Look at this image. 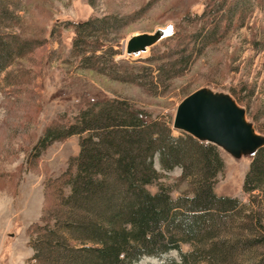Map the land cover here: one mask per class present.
<instances>
[{
	"label": "trees",
	"instance_id": "16d2710c",
	"mask_svg": "<svg viewBox=\"0 0 264 264\" xmlns=\"http://www.w3.org/2000/svg\"><path fill=\"white\" fill-rule=\"evenodd\" d=\"M19 1L0 0V74L35 43L13 30ZM225 1L184 38L178 58L158 67L159 76L188 70L217 41L223 24L229 27L249 5L243 0L227 7ZM127 18L109 14L73 23L72 52L83 67L104 72L103 65L113 63L118 52L109 36ZM71 135L79 137V151L63 173L48 180L41 216L29 227L35 264H132L144 256L160 264H239L238 258L264 264L261 202L255 197L257 208H246L235 197L215 193L223 170L217 146L181 131L173 135L164 119L126 99L106 98L87 101L63 124L45 128L33 154ZM177 167L176 182L163 184V171ZM175 188L180 192L173 198ZM243 190L264 196V147L250 161ZM170 251L178 257L167 256Z\"/></svg>",
	"mask_w": 264,
	"mask_h": 264
},
{
	"label": "rangeland",
	"instance_id": "374dc122",
	"mask_svg": "<svg viewBox=\"0 0 264 264\" xmlns=\"http://www.w3.org/2000/svg\"><path fill=\"white\" fill-rule=\"evenodd\" d=\"M219 1H19V19L13 30L35 43L0 74V264H35L29 227L41 216L48 180L63 173L78 153L79 137L56 140L39 155L33 154V147L45 128L63 124L87 101L126 99L172 127L178 103L193 91L209 87L229 93L245 108L256 130L264 134V0H249L246 10H240L229 27L224 23L217 41L207 44L188 70L159 76L158 67L179 57L184 38L187 42L186 36L213 16L211 11L216 14ZM242 2L225 1L227 7ZM109 14L129 19L109 36V43L118 52L113 63L104 64V72H97L83 67L80 56L73 54L72 25ZM136 34L160 37L144 50L128 54L127 41ZM178 134L173 129V135ZM219 150L223 170L216 177L215 193L235 197L246 208L254 209L257 197L261 202L258 209L264 212L263 194L243 190L251 159L235 160ZM154 165L160 170L157 158ZM163 173L161 182L172 185L181 170L177 167ZM149 188L156 190L155 185ZM179 188L171 192L173 198ZM181 249L187 251L189 245L183 244ZM167 256L177 258L178 253L170 251ZM238 259L239 264H258L254 259ZM161 262L144 256L132 264Z\"/></svg>",
	"mask_w": 264,
	"mask_h": 264
},
{
	"label": "water",
	"instance_id": "95a60500",
	"mask_svg": "<svg viewBox=\"0 0 264 264\" xmlns=\"http://www.w3.org/2000/svg\"><path fill=\"white\" fill-rule=\"evenodd\" d=\"M159 37V34L130 36L125 52L144 50ZM172 128L201 142L214 144L235 160H252L264 147V134L247 118L245 108L229 93L209 87L193 91L178 103Z\"/></svg>",
	"mask_w": 264,
	"mask_h": 264
}]
</instances>
